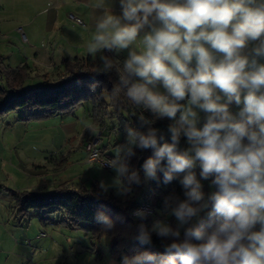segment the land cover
<instances>
[{"label": "clouds", "instance_id": "obj_1", "mask_svg": "<svg viewBox=\"0 0 264 264\" xmlns=\"http://www.w3.org/2000/svg\"><path fill=\"white\" fill-rule=\"evenodd\" d=\"M120 6V15L104 10L87 52L99 55L107 74L116 65L104 51L129 50L119 87L153 119L139 116L146 131L126 128L125 142L104 165L115 176L98 182L97 198L110 189L130 197L142 183L141 171L144 180L157 181L162 172L164 184L183 174L185 197L164 200L175 229L159 220L150 229L138 225L142 245H151L152 233L172 238L164 254L145 251L121 264H264V0H120ZM138 37L136 51L131 46ZM233 102L243 105L238 118L229 110ZM200 111L206 113L202 127ZM164 118L173 121L171 143H161L164 137L151 126ZM182 136L189 145L183 150ZM136 149L153 150L139 169L131 165ZM197 167L199 177L217 188L207 197ZM209 207V216L220 218L210 233L202 222L192 223ZM147 214L132 213L141 220ZM97 220L105 232L114 227L103 212Z\"/></svg>", "mask_w": 264, "mask_h": 264}, {"label": "trees", "instance_id": "obj_2", "mask_svg": "<svg viewBox=\"0 0 264 264\" xmlns=\"http://www.w3.org/2000/svg\"><path fill=\"white\" fill-rule=\"evenodd\" d=\"M104 55L113 60L116 65L113 70L104 74L100 60L94 59L88 54L85 57H74L71 60H63V75L55 83H44L35 86H24V80L29 76L28 67L24 64L17 67L5 65L0 60V115L18 108H27L28 113L24 119L44 118L55 114L63 116L71 115L83 105L85 101H91L90 116L92 121L101 128L106 127L107 120L123 118L131 124V127L140 128L139 116L153 119L152 114L142 107L134 105L126 95V89L119 87V78L123 71V59L113 58L112 52L104 51ZM117 68L120 71H117ZM168 118L155 120L151 125L159 130L158 135L164 139L161 143H171ZM187 138L180 139V149H186ZM137 155L132 157L131 165L136 168L138 162L153 155L152 149H136ZM167 161H162L166 165ZM197 178L200 169H195ZM142 183L133 186V194L128 198H118L108 193L97 198L98 183L91 182L87 186L75 184H60L53 191L38 193L29 190L7 189L13 198V212L19 218L26 217L29 211H44L60 213V222L71 230L81 229L92 234V238L107 236L110 240V255L116 261L122 262L123 257H133L139 253L148 251L161 256L164 254V246L172 242V238H164L152 233L151 245H142L137 239L138 225L144 224L148 229L152 222L150 216L144 219L135 218L133 211L143 202H149L151 211L167 213L164 208V200L171 195L185 199L184 189L177 177L168 184L163 183V173L158 172L159 181L144 180V173H140ZM203 191L207 197L217 191L211 185V179H201ZM211 208L200 214L192 223H203L205 231L211 232L220 222L218 217H210ZM103 212L114 221V227L110 231H103L102 224L97 220V213ZM172 228L177 227L174 216L168 218ZM124 229V227H126ZM187 227V226H185ZM180 240L184 238V228L180 229ZM193 243H198L192 240ZM148 264V262H146Z\"/></svg>", "mask_w": 264, "mask_h": 264}, {"label": "crops", "instance_id": "obj_3", "mask_svg": "<svg viewBox=\"0 0 264 264\" xmlns=\"http://www.w3.org/2000/svg\"><path fill=\"white\" fill-rule=\"evenodd\" d=\"M105 9H109L115 15H120V0H0V39L12 44V41L16 40L17 36L21 34L27 44V49L23 53L14 54L12 52L13 54H6L0 52V60L10 67L25 64L28 67L30 76L43 77L39 80L41 84L52 83L47 82L44 75L53 77L61 73L62 76L63 60L85 57L89 54L87 44L95 30L97 20L103 15ZM69 14L79 17L82 24L74 23L69 19ZM12 15L18 17L16 22L11 19ZM131 47L136 51L141 49L142 45L139 37ZM128 52L129 50H122L119 53L113 51L112 55L114 59L119 57L125 60ZM93 58L99 60V55ZM259 62L264 63V59ZM160 91H164L162 87ZM91 106V101H85L71 115L55 114L38 119V123L51 119L55 120L59 131L49 136L60 138L61 144L57 152L40 154L38 157H27L23 165H20V161L17 163L18 160L14 162V159H11L12 163L10 165L18 171V176H16L17 189L47 193L53 191L60 184H72L70 181L75 178V174L77 176L81 174V177H84L82 170L85 168L83 167L90 165L84 161V141L99 131L101 132L99 142L101 148L110 159L114 158V151H116L117 146L125 142L124 138L120 137L118 129H122L121 134L124 135L123 125L127 121L120 117L113 118L107 120L106 127L101 128L92 121L90 116ZM242 107L243 105L238 106L233 102L229 106V110L233 116L238 118V113ZM199 115L200 124L198 126L202 127L206 119V113L200 111ZM23 121L20 119L18 123L15 119H8L4 131L7 132L8 128H12L15 122L16 124H23ZM80 122L85 123L83 129L86 132L83 131L81 135L78 133L76 136L80 137L76 141L74 134ZM19 141L18 139L15 143ZM47 161H51L50 166L45 165ZM15 163L18 165L15 166ZM89 168L91 167L86 169V175ZM50 175H54L53 178L55 179L58 177L63 178L60 182L54 185L51 184L53 187L49 186L52 188L51 190L40 191V188L43 189L50 185L46 183ZM85 177L90 179L89 176ZM89 182L88 180L82 186H87ZM94 182L97 183V180L95 179ZM28 215L29 219L30 217H38L40 223H43L46 227L48 226L54 233L72 234V231H68V228L66 229L60 222L62 215L59 212L43 216L41 211H38V213L29 211ZM24 219L25 217L19 218L18 223H23Z\"/></svg>", "mask_w": 264, "mask_h": 264}, {"label": "rangeland", "instance_id": "obj_4", "mask_svg": "<svg viewBox=\"0 0 264 264\" xmlns=\"http://www.w3.org/2000/svg\"><path fill=\"white\" fill-rule=\"evenodd\" d=\"M11 19L16 22L18 17L12 15ZM12 42V44H9L8 41L0 39V52L18 54L20 52L23 53L27 49V44L21 34ZM60 77L61 73L53 77L44 75L47 82L52 83L56 82ZM40 78L42 79L43 77L29 75L24 80L23 85L25 87L39 85L41 84ZM0 84H3L1 77ZM27 113V108H18L0 115V264H120L110 255V240L107 236H100L95 239L92 238L90 232L81 229L71 230L69 228L66 229L68 231L71 230L72 234H57L52 232L48 226L46 227L43 223H40L38 217H30L29 219L30 214L25 217L23 223H18L19 218L13 212V198L10 192L6 190V188L17 189L16 176H18V171L10 165L12 163L11 159H14V162L18 160L17 163L20 161V165H23L27 157H38L40 154L57 152L61 144L60 138L49 136L59 131L55 120L51 119L38 123L39 118L24 119ZM10 118L15 119L18 123L20 119L24 121L22 122L23 124H16L15 122L12 128H8V133V131H4V127ZM171 122L173 123V121ZM84 125L85 123L83 122L77 125L75 136L78 133L81 135L83 131L86 132L83 129ZM127 127H131L129 122H125L123 125L124 135L121 134L122 129H118L119 135L124 138V141L126 140ZM79 137L76 136V141ZM18 139L20 141L15 143ZM84 161H86L85 158ZM17 163H15V166L18 165ZM45 165L50 166L51 161H47ZM88 167L91 168H89V172L86 175L85 172ZM83 168L85 169L82 170V173L85 176H89L90 179L85 176L81 177V174L79 176L75 174V178L70 181L72 184L84 185L88 180L94 182L95 179L97 183L102 179L110 183L115 176V173L110 168H103L98 164H90ZM53 176L50 175L47 182L45 181L50 185L43 189L40 188V191L51 190L53 188L52 185L60 182L63 178L58 177L55 179ZM108 193L121 198L115 194L114 189H110ZM31 212L38 213V211ZM41 214L49 216L53 213L42 211ZM148 215L152 225L158 220L170 225L168 220L170 215L167 213L151 211Z\"/></svg>", "mask_w": 264, "mask_h": 264}, {"label": "built area", "instance_id": "obj_5", "mask_svg": "<svg viewBox=\"0 0 264 264\" xmlns=\"http://www.w3.org/2000/svg\"><path fill=\"white\" fill-rule=\"evenodd\" d=\"M69 19H71L76 24H82V20L73 14H69ZM100 135L101 132L99 131L98 133L91 135L87 139H85L84 141L85 160L89 164H98L103 168L109 169V167L104 166L105 163L110 160V158L104 153L103 149L99 144ZM96 153H99V156H97ZM136 209L147 210L148 214L151 212V207L149 202L141 203Z\"/></svg>", "mask_w": 264, "mask_h": 264}, {"label": "water", "instance_id": "obj_6", "mask_svg": "<svg viewBox=\"0 0 264 264\" xmlns=\"http://www.w3.org/2000/svg\"><path fill=\"white\" fill-rule=\"evenodd\" d=\"M142 165V160H140L139 162H138V166H141Z\"/></svg>", "mask_w": 264, "mask_h": 264}]
</instances>
